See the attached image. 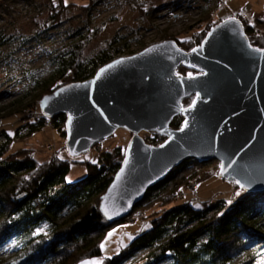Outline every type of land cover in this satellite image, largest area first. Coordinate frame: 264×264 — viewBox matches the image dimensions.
<instances>
[{
	"label": "trees",
	"instance_id": "1",
	"mask_svg": "<svg viewBox=\"0 0 264 264\" xmlns=\"http://www.w3.org/2000/svg\"><path fill=\"white\" fill-rule=\"evenodd\" d=\"M49 1L56 8L53 18L59 22L61 12L70 5L65 0ZM96 1L89 0V7ZM3 6L5 2L0 3V9ZM44 9L36 14V19ZM236 17L243 21L251 45L264 49V31L241 13ZM224 20L207 24L202 31L176 41L190 52L205 40L213 26ZM90 36L82 35L52 55L56 80L39 83L44 86L41 99L66 84L92 78L116 58L120 47L113 52L103 50L100 56L87 62L83 51ZM7 42V36L0 35V48ZM177 72L194 73L185 67ZM194 98L185 100L184 107L191 105ZM12 117V113L0 117V136L6 137L0 144V264H80L103 256L106 235L128 221H109L101 212L102 197L121 167L126 148L101 150L96 160L85 162L87 175L69 183L66 178L74 162L72 158L76 157L61 159L54 155L40 162L31 149L12 151L13 139L3 128L4 122ZM36 117V122L25 121L16 136L19 132L30 136L49 123L66 139V115ZM182 122V116L176 117L171 126L180 128ZM150 134L145 140L152 145L165 140L161 134ZM208 163L187 159L149 189L134 210L144 211L143 220L150 221L151 227L135 234L117 255L104 257L100 264H122L143 251L147 254L138 264H161L166 260L168 264H264L260 262L264 256V191H244L235 184L239 193L230 202H196L190 196L176 203L175 194L185 190ZM45 227V231H40ZM4 248H11L13 255L2 254Z\"/></svg>",
	"mask_w": 264,
	"mask_h": 264
},
{
	"label": "water",
	"instance_id": "2",
	"mask_svg": "<svg viewBox=\"0 0 264 264\" xmlns=\"http://www.w3.org/2000/svg\"><path fill=\"white\" fill-rule=\"evenodd\" d=\"M194 49L188 52L176 40L152 44L40 101L42 115H66L65 146L73 157L118 129L132 133L102 197L109 221L127 218L149 189L187 159L218 161L225 165L219 170L223 179L244 191H264V49L251 45L239 17L213 26ZM181 67L194 78L178 74ZM194 96L196 103L184 107ZM179 116L180 128L172 127ZM142 132L165 140L152 145Z\"/></svg>",
	"mask_w": 264,
	"mask_h": 264
},
{
	"label": "rangeland",
	"instance_id": "3",
	"mask_svg": "<svg viewBox=\"0 0 264 264\" xmlns=\"http://www.w3.org/2000/svg\"><path fill=\"white\" fill-rule=\"evenodd\" d=\"M22 1L0 0V3L5 2L0 10V35L8 38V42L0 48V117L12 113L13 117L6 120L3 126L13 139L12 151L31 149L40 162L47 161L54 155L61 159L72 158L67 148H63L66 139L59 129L49 123L30 136H26L27 132H19L16 136L18 128L25 121L36 122V116L42 114L40 101L44 86L39 83L56 80V66L52 55L64 45L89 33L90 41L83 51L87 62L100 56L103 50L113 52L115 47H120L116 58L130 56L155 43L185 39L202 31L207 24L221 18L236 17L239 13L264 31V0H227L226 6L220 5L221 0H97L91 7L89 0H65L66 5L70 6L61 12L59 22L53 18L56 8L49 0H35V4L41 3V8H45L37 19L35 8L40 6L35 5L23 14L17 9V5L24 3ZM15 5L14 11L8 7ZM253 10L256 13L254 16L261 18H249L253 15ZM23 117L27 119L23 120ZM132 136L128 130L118 129L87 153L72 158L74 162L70 165L67 182L73 183L84 178L88 173L86 161L96 160L101 150L126 148ZM141 136L149 139L152 135L142 132ZM4 141L6 137L1 135L0 144ZM219 170L218 161L204 165L196 179L185 190L175 194L176 203H181L190 196L196 198V202L232 201L239 190L234 189V183L220 177ZM196 184L197 195L193 192ZM132 216L131 221L115 226L106 235L102 243L103 256L80 264H100L104 257L117 255L135 234L151 227L150 221L143 220L144 211L133 210L125 219ZM46 229L47 227L40 231ZM2 254L9 257L13 255L11 248H4ZM146 254L147 251L140 252L122 264H138ZM168 262L166 260L161 264ZM260 262H264V256Z\"/></svg>",
	"mask_w": 264,
	"mask_h": 264
},
{
	"label": "built area",
	"instance_id": "4",
	"mask_svg": "<svg viewBox=\"0 0 264 264\" xmlns=\"http://www.w3.org/2000/svg\"><path fill=\"white\" fill-rule=\"evenodd\" d=\"M22 2H24V3H22V4H19V5H17V9H18V11L20 12V13H23V14H25V13H27V12H29V10L32 8V7H34L35 5H38V6H40V8H35L36 9V14L38 13V12H40V10L42 9L41 8V6H42V4L41 3H39V4H35V3H37V2H35V0L34 1H28V0H23ZM34 2V3H33ZM226 4H227V0H221L220 1V5L221 6H226ZM9 7V9L11 10V11H14V10H16V5L15 6H8ZM13 9V10H12ZM1 10V9H0ZM198 187H197V184L194 186V189H193V192H194V194L195 195H197V189ZM136 216V220L138 219V217H137V215H135ZM133 219V216L132 217H130L129 219H128V221H131Z\"/></svg>",
	"mask_w": 264,
	"mask_h": 264
},
{
	"label": "snow or ice",
	"instance_id": "5",
	"mask_svg": "<svg viewBox=\"0 0 264 264\" xmlns=\"http://www.w3.org/2000/svg\"><path fill=\"white\" fill-rule=\"evenodd\" d=\"M193 51H196V49H193ZM187 75H188V78H194L193 75H192V73H188ZM195 96H196V99H199L200 98V94L199 93H196ZM195 103H196V100H193V104H195ZM185 123H187V122H185ZM127 162L128 161L125 160V163H127ZM224 167H225V165H223V164L220 165L221 171H223ZM240 187L243 188L245 186L244 185H240Z\"/></svg>",
	"mask_w": 264,
	"mask_h": 264
},
{
	"label": "crops",
	"instance_id": "6",
	"mask_svg": "<svg viewBox=\"0 0 264 264\" xmlns=\"http://www.w3.org/2000/svg\"><path fill=\"white\" fill-rule=\"evenodd\" d=\"M254 11V13H253V15H251L249 18H251V19H253L254 17L255 18H261V17H259L258 15L257 16H254L256 13H255V10H253ZM263 19V18H262Z\"/></svg>",
	"mask_w": 264,
	"mask_h": 264
}]
</instances>
